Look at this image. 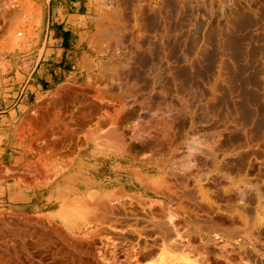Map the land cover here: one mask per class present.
Returning a JSON list of instances; mask_svg holds the SVG:
<instances>
[{
    "label": "rangeland",
    "instance_id": "rangeland-1",
    "mask_svg": "<svg viewBox=\"0 0 264 264\" xmlns=\"http://www.w3.org/2000/svg\"><path fill=\"white\" fill-rule=\"evenodd\" d=\"M16 1L28 7L0 17V103L9 59L34 55L45 25L44 1ZM209 1L102 0L124 40L96 36L98 1L94 58L57 87L80 96L71 111L85 107L86 123L56 120V89L16 121L26 159L0 176L43 188L80 172L81 188L110 197L78 204L81 224L0 211V264H264V0Z\"/></svg>",
    "mask_w": 264,
    "mask_h": 264
},
{
    "label": "crops",
    "instance_id": "crops-1",
    "mask_svg": "<svg viewBox=\"0 0 264 264\" xmlns=\"http://www.w3.org/2000/svg\"><path fill=\"white\" fill-rule=\"evenodd\" d=\"M40 1H44L41 6L45 16L40 45L30 57L18 56L9 59L10 67L6 72L8 76L4 79L7 85H10L6 88L9 93L5 95L11 98H5L4 103H0V168L3 164L15 166L26 159L18 149L20 143H17L15 133L16 121L22 116L24 119L32 107L48 97L58 86L68 81H76L85 75V66L91 64L90 61L94 58L90 41L94 32L90 31V27L95 20L89 0ZM35 115L39 119V116ZM170 126L172 127V124ZM168 133H165L166 136ZM198 141L201 145L202 142ZM195 150L204 152L203 148L197 145ZM87 158L88 155L85 159ZM134 173L140 177H149L152 181L150 176L143 175L138 169H135ZM135 174L131 175L132 182L134 179L137 180ZM75 175L82 176L80 172H74L70 175L71 179H66L62 183L52 182L43 188L14 185L13 181L0 176V211L23 216H39L41 218L38 223L44 225L47 222L52 223V220L65 225L79 224L80 222L71 219L74 208L85 202L88 197L102 202L105 195L110 197V191L106 193L101 188H81L84 182L75 178ZM83 176L87 177L86 174ZM93 177L95 175L89 176L91 182L97 181L92 179ZM164 183L165 179L161 188H166ZM67 214L70 217L69 221H65L63 217Z\"/></svg>",
    "mask_w": 264,
    "mask_h": 264
},
{
    "label": "bare ground",
    "instance_id": "bare-ground-1",
    "mask_svg": "<svg viewBox=\"0 0 264 264\" xmlns=\"http://www.w3.org/2000/svg\"><path fill=\"white\" fill-rule=\"evenodd\" d=\"M98 1L101 3V14L99 15V18H98V22H97V37H100V38H102V40H106V39H108V38H110V37H112L113 36V34L115 35V33H116V35L118 36V40H121V39H123L124 40V38H126V36H125V31H124V29H125V27L126 26H124V29H122V31L120 32V30H119V32L117 31L118 29L117 28H115V24L117 23V21H115V13L117 12V11H115L116 9H115V7L113 6L112 7V5L113 4H115V3H113L112 5H111V7L113 8H109V4H108V6L107 7H105V5L107 4V1H106V4L104 5L103 3H102V0H89V2H90V4H91V10H96V9H98ZM117 3H118V5L120 4V5H123L124 6V8H123V10L124 9H127V8H125V7H127V0H115ZM137 1V0H136ZM210 1H212V0H210ZM209 1V2H210ZM176 2H177V0H176ZM180 2V1H179ZM205 2V1H204ZM214 2V1H213ZM104 3H105V1H104ZM108 3H112V1H110V2H108ZM116 3V4H117ZM178 3V2H177ZM206 3H204V6H206L205 5ZM209 4H212V2L211 3H209ZM208 4V5H209ZM134 5V4H133ZM202 5V4H201ZM23 7V8H27L28 7V5L26 4V5H22V2L21 1H16V0H0V7H2V12L0 11V17H3V13L4 14H8V13H10V15H11V13L13 14L19 7ZM90 6V5H89ZM129 6V5H128ZM3 7L5 8V9H3ZM131 7V6H130ZM129 7V8H130ZM167 7V6H166ZM167 8H169V7H167ZM210 8L211 9H213L212 7H209V10H210ZM250 8V7H249ZM162 9V8H161ZM166 9V8H165ZM193 9V8H192ZM246 9V8H245ZM121 10V9H120ZM130 10V9H129ZM141 10V9H140ZM178 10V9H177ZM180 10V9H179ZM257 10H259V9H257ZM20 11V10H19ZM141 12V11H140ZM255 12V11H254ZM17 14H18V10H17V12H16ZM16 13H14L13 15H15ZM123 16H124V13H121ZM255 14V13H254ZM9 15V16H10ZM119 16H120V14H118ZM122 15H121V17H119V18H123L122 17ZM177 15V14H176ZM257 15V14H256ZM6 17L8 16V15H5ZM4 16V17H5ZM9 16H8V18H9ZM160 16V15H159ZM259 16V15H258ZM6 17L4 18V19H6ZM128 17V16H127ZM126 17V18H127ZM220 17V16H219ZM11 18V17H10ZM118 18V19H119ZM3 19V20H4ZM117 19V18H116ZM124 20H126L125 18H123ZM139 19V18H138ZM0 20H2V19H0ZM142 21V20H141ZM228 21V20H227ZM3 23V22H2ZM119 23V22H118ZM122 24H124V22H121ZM0 25H1V23H0ZM126 25V24H125ZM257 25V24H256ZM117 27H119L118 26V24H117ZM120 27H123V26H120ZM115 35V36H116ZM156 35V34H155ZM6 37V30L3 28V27H1L0 26V42H4V41H2L4 38ZM117 40V39H116ZM116 40H114V41H116ZM110 44L112 43V45L114 44L113 43V41H110L109 42ZM1 44V43H0ZM108 45V44H107ZM115 45V44H114ZM113 45V46H114ZM117 46V45H116ZM116 46H114V47H116ZM121 46V45H120ZM210 48V46H207V47H204L202 50H200V52H199V54H201L202 56H204L207 52H208V49ZM213 48V52H215V51H218L216 48L217 47H212ZM211 48V49H212ZM119 49V48H118ZM210 49V50H211ZM222 49V48H221ZM198 50V49H197ZM220 51V50H219ZM221 53V52H220ZM223 53V52H222ZM225 63V62H224ZM173 70V69H172ZM164 88V87H163ZM70 89V88H69ZM191 92V91H190ZM162 93V92H161ZM164 93V92H163ZM57 94V95H56ZM55 95V99H54V103H53V107H51L52 109H54L55 108V110L56 109H58V110H53V111H55V112H57L56 113V115H57V117H56V120H64V117H67L68 116V113H70L71 114V117L73 118L74 117V115H76L77 113L79 114V116H78V114H77V116L78 117H80L79 118V121L81 122L80 124L82 125V124H84V123H86L85 121L88 119V117H87V119H86V116H89V115H86L84 112H86V111H84V109L83 108H85V107H83L82 105H81V107H79L80 109H79V111H78V109H74V107L72 106V108H73V110H77L78 112L76 113V111L73 113L71 110V104L70 103H72V101H74L75 102V100L77 99V97L75 98L74 97V95H75V93H74V95L70 92V91H66L65 90V88L63 89H61V90H59L57 93H56ZM78 95V94H77ZM79 96V95H78ZM72 98L73 99H75V100H72ZM78 99H80V96H79V98ZM77 99V100H78ZM79 101V102H78ZM78 101H76L77 103H80V100H78ZM177 104V103H176ZM97 104H95V106H96ZM80 106V105H79ZM92 105H90V107H91ZM93 106H94V104H93ZM92 106V107H93ZM94 106V107H95ZM94 107L92 108V109H94ZM97 108H98V106H96ZM95 107V108H96ZM76 108V107H75ZM78 108V107H77ZM84 112H83V111ZM85 110H86V108H85ZM96 109H94V111H95ZM98 110V109H97ZM96 110V111H97ZM52 111V112H53ZM88 111V110H87ZM49 112H51V111H49V110H46V113H45V111H41L40 113H41V118L43 117V119L45 120L46 119V115L49 113ZM89 112V111H88ZM93 112V111H92ZM39 113V112H38ZM76 113V114H75ZM65 114H67V115H65ZM50 115V114H49ZM48 116V115H47ZM64 116V117H63ZM40 117V116H39ZM49 117V116H48ZM78 117H76V118H78ZM51 118V117H50ZM86 119V120H85ZM61 121V122H62ZM34 123H35V121H34ZM36 124V123H35ZM67 124V123H66ZM62 125V124H61ZM83 126V125H82ZM39 128V127H38ZM76 134V133H75ZM44 135H46V134H44ZM75 137V136H74ZM76 138V137H75ZM75 138H73L74 139V141H76V143L78 142L79 143V140L78 139H75ZM63 139V138H62ZM71 139H72V136H71ZM81 140V139H80ZM66 142V141H65ZM82 143V142H81ZM74 144V143H73ZM60 145V144H59ZM63 145V144H62ZM145 179V183L147 184H149L150 185V179H149V177H147V178H144ZM243 191V190H242ZM242 191H240L241 193H242ZM244 193V192H243ZM193 194V193H192ZM190 198V197H189ZM232 206V205H231ZM232 208H234V207H232ZM73 213V212H72ZM78 213H79V211H78ZM254 213V212H253ZM72 216H74V215H72ZM71 216V217H72ZM243 218V217H242ZM259 220V219H258ZM260 222V221H259ZM204 223V222H203ZM248 223V222H247ZM246 224V223H245ZM217 225V224H216ZM234 225H236V224H234ZM231 226H233V225H231ZM234 227V226H233ZM209 228V227H208ZM224 228V227H223ZM166 230V229H165ZM169 233V232H168ZM170 240H172V239H170Z\"/></svg>",
    "mask_w": 264,
    "mask_h": 264
}]
</instances>
